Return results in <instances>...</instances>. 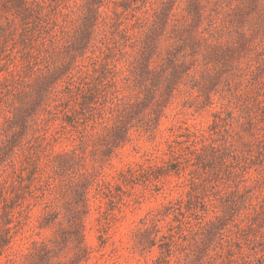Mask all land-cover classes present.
Listing matches in <instances>:
<instances>
[{
  "label": "rangeland",
  "instance_id": "rangeland-1",
  "mask_svg": "<svg viewBox=\"0 0 264 264\" xmlns=\"http://www.w3.org/2000/svg\"><path fill=\"white\" fill-rule=\"evenodd\" d=\"M0 264H264V0H0Z\"/></svg>",
  "mask_w": 264,
  "mask_h": 264
}]
</instances>
